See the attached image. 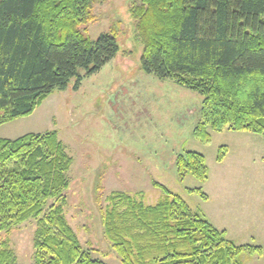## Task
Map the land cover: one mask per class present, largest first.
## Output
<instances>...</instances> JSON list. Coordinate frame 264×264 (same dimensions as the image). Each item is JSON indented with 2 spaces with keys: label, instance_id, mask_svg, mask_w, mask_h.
<instances>
[{
  "label": "trees",
  "instance_id": "1",
  "mask_svg": "<svg viewBox=\"0 0 264 264\" xmlns=\"http://www.w3.org/2000/svg\"><path fill=\"white\" fill-rule=\"evenodd\" d=\"M95 1L0 0V126L32 115L72 79L78 90L117 55L115 33L92 41L81 28ZM134 12L141 71L203 97L194 138L209 143V129L264 138V0H142ZM227 153L221 147L216 162ZM71 165L56 130L0 139V234L39 218L34 264H107L81 245L57 204ZM175 166L179 181L209 178L198 153L178 155ZM152 186L164 194L154 205L121 192L106 197L103 233L121 264H242V255L263 254L264 246L237 245L181 196ZM0 264H17L3 239Z\"/></svg>",
  "mask_w": 264,
  "mask_h": 264
},
{
  "label": "rangeland",
  "instance_id": "2",
  "mask_svg": "<svg viewBox=\"0 0 264 264\" xmlns=\"http://www.w3.org/2000/svg\"><path fill=\"white\" fill-rule=\"evenodd\" d=\"M141 1H95L91 20L81 28L92 41L104 33H115L117 55L99 72L83 78L78 90L72 79L64 91H55L32 115L1 125L0 139L58 132L72 165L66 174L69 187L57 204L81 245L91 246L95 257L107 264L121 263L103 233L106 197L121 192L154 205L164 194L152 186V181L212 219L214 226L225 229L228 239L237 245L263 247L264 138L210 129L209 143L194 138L203 97L140 69L142 43L134 9ZM221 147H227L228 154L223 163H217ZM187 151L205 158L208 183L201 184L191 176L179 181L175 160ZM193 189H201L208 199L190 192ZM228 199L231 212H221L217 218L213 206ZM52 202L47 203L45 212ZM38 220L30 218L9 233L0 234L17 264H34ZM240 259L242 264H264V252Z\"/></svg>",
  "mask_w": 264,
  "mask_h": 264
},
{
  "label": "crops",
  "instance_id": "3",
  "mask_svg": "<svg viewBox=\"0 0 264 264\" xmlns=\"http://www.w3.org/2000/svg\"><path fill=\"white\" fill-rule=\"evenodd\" d=\"M228 154V153H227ZM227 156V155H226ZM225 159H226V157H225ZM225 159L223 160V162L225 161ZM222 162V163H223ZM209 182V180L207 181V183ZM211 198H210V196H209V200H210ZM233 203V202H232ZM231 207H232V204L230 203V199H228V201L226 202H222V203H217V204H215L214 206H213V212H214V215L215 216H217L219 213H225V212H227V213H230L231 212ZM223 216H225V215H223ZM217 218H218V216H217ZM215 220H216V218H214ZM212 220V219H211ZM211 220H209L210 222H211ZM218 221V220H217ZM212 222H213V220H212ZM211 222V223H212ZM215 223V222H214ZM213 224V223H212ZM214 225V224H213ZM216 227V226H215ZM217 228V227H216ZM217 229H219V230H223V231H225L226 232V230L225 229H220V227L219 228H217ZM245 228H243V230H244ZM226 237H227V232H226ZM228 238V237H227ZM234 242V241H233Z\"/></svg>",
  "mask_w": 264,
  "mask_h": 264
}]
</instances>
